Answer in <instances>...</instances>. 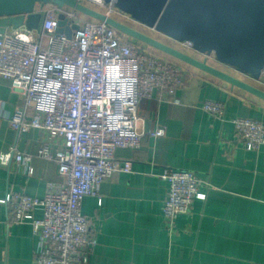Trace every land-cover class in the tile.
<instances>
[{"label":"built area","instance_id":"obj_1","mask_svg":"<svg viewBox=\"0 0 264 264\" xmlns=\"http://www.w3.org/2000/svg\"><path fill=\"white\" fill-rule=\"evenodd\" d=\"M79 1L108 16L109 11H120L115 0ZM36 11L43 15L38 28L23 25L0 33V77L9 79L24 96V105L8 119L10 126L18 133L43 131L45 138L36 155L55 160L62 179L48 181L42 197L11 192L0 201L10 205L9 221L32 224L38 236L35 264H89L98 241L92 219L82 210L84 198L92 195L101 200L104 180L132 171V161L117 158L116 150L141 147L146 134L139 126L141 101L178 102L189 71L182 61L140 45L75 7L51 3ZM60 14L79 26L71 37L56 30ZM178 43L193 49L190 41ZM205 56L211 60L214 54ZM201 108L225 118V103L220 100L206 99ZM231 121L234 137L247 149L264 146L262 121L242 116ZM163 134L160 126L148 132L151 137ZM59 140L62 150L54 147ZM34 156L13 147L0 154V163L15 161L31 174ZM161 177L169 183L165 224L174 230L176 219L190 213L196 199L206 198L207 183L186 168H168ZM38 209L40 217L35 214Z\"/></svg>","mask_w":264,"mask_h":264},{"label":"crops","instance_id":"obj_2","mask_svg":"<svg viewBox=\"0 0 264 264\" xmlns=\"http://www.w3.org/2000/svg\"><path fill=\"white\" fill-rule=\"evenodd\" d=\"M186 66L178 102L141 101L139 126L146 133L141 147L116 150L117 158L132 161V171L104 180L101 200L92 195L83 200L98 241L89 264H264V146L247 149L234 137L231 121L242 116L264 123V99ZM249 82L264 89L262 79ZM206 99L225 103L224 120L201 108ZM0 101V154L16 147L35 155L31 174L15 161L0 163V200L11 192L42 197L48 181L62 179L58 164L36 155L43 131L18 133L10 126L24 96L3 77ZM158 126L162 136L148 135ZM54 147L62 150L64 144L59 140ZM168 168L193 170L207 183L206 198L196 199L174 230L163 215L169 183L161 175ZM9 208L0 201V264H35L38 236L31 223L9 221ZM35 214L42 216V210Z\"/></svg>","mask_w":264,"mask_h":264},{"label":"water","instance_id":"obj_3","mask_svg":"<svg viewBox=\"0 0 264 264\" xmlns=\"http://www.w3.org/2000/svg\"><path fill=\"white\" fill-rule=\"evenodd\" d=\"M39 3L75 7L136 40L264 99V89L213 64L235 69L253 80L260 79L264 69V0H115L120 10L139 23L176 42L190 41L193 49L188 52L79 0H0V33L23 25L38 28L43 18L36 11ZM78 28L64 14L59 15L57 32L71 37ZM204 54L214 56L209 60Z\"/></svg>","mask_w":264,"mask_h":264},{"label":"rangeland","instance_id":"obj_4","mask_svg":"<svg viewBox=\"0 0 264 264\" xmlns=\"http://www.w3.org/2000/svg\"><path fill=\"white\" fill-rule=\"evenodd\" d=\"M48 4L50 5L51 3H42V5H44V7H46ZM95 7H97V5H95ZM100 9H102V11L106 12V9L101 8V7H100ZM109 13H110V16H112V17H114V18H116V19H118V20H120V21H122V22H124V23H126V24H128V25H130L132 27H134V28L139 29V30L151 35L152 37H155V38H157V39H159V40H161L163 42H166V43H168V44H170V45H172V46H174V47H176L178 49H181V50H184V51H187V52L190 51L184 45H181L180 43L176 42L175 40L171 39L170 37L166 36L165 34L157 31L156 29H153L151 27H148V26H145V25L139 23L138 21L134 20L129 14H127L125 12H122L121 10L120 11L119 10H112V11H109ZM136 41L140 45H142L144 47H147L148 49L150 48L152 51L160 52L158 49H156V48H154L152 46H149V45H147V44H145V43H143V42H141L139 40H136ZM166 55H168V54H166ZM168 56H170V55H168ZM170 57H172V56H170ZM172 58H174V57H172ZM219 67L220 68L223 67L222 69L230 72L231 74L236 75L237 77H240L242 79L246 78L245 80L249 81V78H247L246 75L236 71L235 69L226 67V66H224L222 64H219Z\"/></svg>","mask_w":264,"mask_h":264},{"label":"trees","instance_id":"obj_5","mask_svg":"<svg viewBox=\"0 0 264 264\" xmlns=\"http://www.w3.org/2000/svg\"><path fill=\"white\" fill-rule=\"evenodd\" d=\"M39 5H40V3H39Z\"/></svg>","mask_w":264,"mask_h":264}]
</instances>
